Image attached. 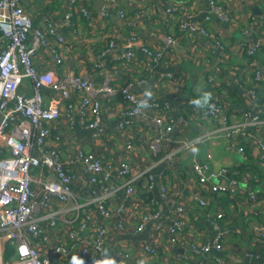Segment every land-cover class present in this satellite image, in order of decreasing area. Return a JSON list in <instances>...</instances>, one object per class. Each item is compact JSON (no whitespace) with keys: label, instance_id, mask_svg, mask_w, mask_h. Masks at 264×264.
<instances>
[{"label":"built area","instance_id":"1","mask_svg":"<svg viewBox=\"0 0 264 264\" xmlns=\"http://www.w3.org/2000/svg\"><path fill=\"white\" fill-rule=\"evenodd\" d=\"M104 1L99 12L101 17H109L115 12L129 25L137 26L123 8L117 7L116 0ZM218 1L210 0L212 12L221 21L231 22V16ZM25 2L0 0V37L3 38L0 48V112L3 114L0 125V264L7 243L16 248L17 259L14 264H72L74 256L83 259L84 264H96V261L104 258V250L107 249L109 234L106 221L113 224L117 235L131 225L129 217L118 216L122 205H114L118 200H130L135 196L142 174L134 172V166L128 158H105L83 147L74 152L66 149L63 151L54 143H59L65 133L54 136L52 125L62 121L66 131L71 132L78 122L90 131L91 138L101 139L105 131L102 125L104 114L101 96L120 95L124 104L120 110L121 128L133 124L139 116H147L158 129L148 144L153 155L160 153L166 144L176 142L177 146L168 155L174 160L179 152L190 149L200 139L175 141L169 137L170 134L181 132L180 126L189 127L192 119L173 108L167 99L152 97L150 108L134 111L138 102L144 98V92L136 91L132 82L116 88L111 85V78L107 75L100 81L94 74L81 76L66 72L62 77L56 75V68L63 60L61 47L65 43L61 25L48 17L43 25L36 26L26 11ZM77 3L78 0L67 2L64 25L72 24ZM177 8L171 4L166 11L174 15ZM80 11L90 16L86 7H81ZM261 18L264 21V13ZM210 19L208 16L207 21ZM179 27L187 35L197 32L189 17L180 18ZM200 32L211 35L206 28H201ZM164 41L163 49L143 46L142 51L161 61L165 51L176 43V39L168 35ZM217 44L221 46L218 41ZM113 46L111 42L110 49ZM263 46L262 41L254 46H247L245 41L239 44L240 49L248 47L251 56ZM48 51L52 53L56 68L54 66L52 69L48 64L37 61L39 55ZM133 56L131 51L123 55L128 61ZM100 67L97 63L94 68ZM221 72V67L216 66L208 78L209 82L216 85V78ZM168 77L174 79V74L168 73ZM260 80H264V70L257 71L256 81ZM27 81L30 82V93L21 90L27 86ZM239 88L256 99L254 90L247 89L243 83ZM45 90L66 102L63 104L58 100L57 104H46ZM75 95L78 101H74ZM212 104L214 107L211 109H204L201 120L206 124L222 120V125L207 136L225 137L230 142L229 148L235 149L243 157H246V149L242 141L253 139L260 147V159L264 161V112L241 109V112L236 110L228 115L226 103L218 95ZM239 113L242 114L240 120ZM126 149H133L132 141L127 143ZM208 158H211V154ZM79 170L89 187L86 196L74 190ZM149 171L150 167L144 172ZM193 171L200 183L213 193H229L233 196L244 194L251 202L261 198L255 191L241 189L236 178L229 183L212 184L210 181L213 178L219 180L230 176L231 169L227 166L211 172L208 164L196 162ZM207 172H210L209 176ZM145 183L148 197L146 203L138 207V222L133 226V233L140 235L152 224L157 234L166 232L173 244H179L181 235L189 226L187 213L190 204L184 200V191L179 188L173 191L175 206L167 209L165 200L171 188L157 181L154 174H149ZM158 189L159 195L156 196ZM197 205L207 206L208 203L198 199ZM208 215L211 226L218 230V234L210 242L202 243L192 239L189 242L190 251L193 255H210L217 264H224L221 253L225 249L226 231L221 230L220 222L225 213L218 211ZM252 233L264 241L263 225L255 223ZM155 244L142 242L138 244V249L145 256L157 255ZM44 246L50 248L48 252L43 251ZM245 254L255 256L250 251ZM114 257L118 261L127 262L130 253L126 249H118Z\"/></svg>","mask_w":264,"mask_h":264},{"label":"crops","instance_id":"2","mask_svg":"<svg viewBox=\"0 0 264 264\" xmlns=\"http://www.w3.org/2000/svg\"><path fill=\"white\" fill-rule=\"evenodd\" d=\"M68 1L26 0V11L36 26L43 25L44 20L51 17L61 25V33L65 37L61 47L63 60L58 64V69L51 51L39 55L37 61L48 64L52 69L55 66L59 77L66 72L81 76L94 74L100 81L107 75L111 78V85L116 88L132 82L134 89L140 93L150 90L153 97L171 101L173 108L192 119L189 127L180 126L181 132L170 134V138L175 141L200 139L190 149L179 152L174 160L168 155L177 146L176 142L166 144L160 153L153 155L148 144L158 129L147 116H139L133 124L121 128L120 110L124 104L120 95L101 96L104 114L102 125L105 129L101 139L91 138L90 131L78 122L71 132L66 131L62 121L52 125L54 136L65 133L59 143H54L63 151L74 152L83 147L105 158H128L134 166V172L142 174L135 196L130 200H118L114 205H122L118 216L129 217L131 225L117 235L113 224L106 221L109 254L114 257L116 250L126 249L130 258L123 264H137L140 259H146L147 264H217L210 255H193L189 242L192 239L202 243L212 241L218 230L211 226L208 213L213 215L223 211L225 217L220 224L221 230L226 231L225 249L221 253L224 264H264V241L252 233L255 223L264 226V161L260 159L261 149L255 140L244 139L242 145L246 149V157H243L235 149L229 148L230 142L225 137L207 136L220 128L222 120L204 123L201 120L204 109L197 110L191 103L203 91H210L213 99L218 95L225 101L228 115L236 110L241 112V109L264 112V80L256 81L257 71L264 70V46L252 56L248 53V47L244 50L239 48L241 41H245L247 46L264 42V21L261 18L264 0H219V4L226 8L232 18L229 23L214 15L210 0H116L117 7L123 8L137 26L129 25L115 12L109 17H101L99 12L102 4H105L104 0L102 3L101 0H78L72 24L64 25ZM171 4L178 7L174 15L166 11ZM81 7H86L90 16L84 15L80 11ZM208 16L210 21H207ZM182 17H189L197 32L184 34L179 27ZM201 28H206L211 35L202 34ZM168 35L173 36L176 43L165 51L161 61L142 51L143 46L163 49L164 37ZM111 42L114 46L110 49ZM2 44L3 38L0 37V48ZM128 51L134 55L130 61L123 57ZM97 63L101 65L99 69L94 68ZM216 66L221 67L222 72L216 78V85H213L208 78ZM168 73H173L174 79H170ZM241 83L255 91V100L239 88ZM29 84L27 81V86L21 90L30 93ZM44 94L46 104H57L58 100L63 104L66 102L49 90H45ZM74 101H78L77 95ZM241 118L242 114L239 113L238 120ZM129 141H132V150L126 149ZM209 154L211 158H208ZM196 162L208 164L211 172L229 167L232 173L227 179L213 178L210 182L225 184L236 178L241 189L259 193L260 200L251 202L244 194L233 196L211 192L200 183L193 171ZM161 166L163 169L155 173V169ZM149 167L151 173L144 172ZM149 174H154L157 181L171 188L165 200L167 209L175 206L174 192L178 188L184 191V200L190 204L187 213L189 226L181 235L179 244H173L166 232L157 234L152 224L140 235L132 231L138 222V207L144 205L148 197L144 185ZM86 184L79 170L74 190L86 196L89 193ZM155 195H159V189ZM198 199H204L208 205H197ZM165 220L170 222L169 218ZM142 242L156 243L157 255H143L138 249V244ZM49 249L43 247L44 252ZM247 251L255 253V256H247ZM16 259V248L7 243L2 264H14ZM117 262L120 264L121 261Z\"/></svg>","mask_w":264,"mask_h":264},{"label":"clouds","instance_id":"3","mask_svg":"<svg viewBox=\"0 0 264 264\" xmlns=\"http://www.w3.org/2000/svg\"><path fill=\"white\" fill-rule=\"evenodd\" d=\"M144 98L141 99L138 104H137V108L134 109V111H139L141 109H148L151 107V104L149 103V101L152 99L153 97V93L150 90H145L143 93ZM212 99H213V94L210 91H203L200 96L194 100L191 101L193 107L197 110H203V109H211L212 107H214V105L212 104ZM195 151V149H194ZM72 264H84V260L81 258H78L76 256H74L72 258ZM96 264H118L117 260L115 259V257H112L109 254V250L105 249L104 250V258L100 259L99 261H96ZM120 264H123V262L121 261ZM137 264H147V260L146 259H140L137 261Z\"/></svg>","mask_w":264,"mask_h":264},{"label":"water","instance_id":"4","mask_svg":"<svg viewBox=\"0 0 264 264\" xmlns=\"http://www.w3.org/2000/svg\"><path fill=\"white\" fill-rule=\"evenodd\" d=\"M100 2L102 3L103 0H101ZM102 5H103V4H102ZM261 13H262V12H260L259 15H261ZM2 121H3V114L0 112V125H1ZM162 169H163V166H161V167L155 169L154 172L158 174ZM206 174L209 176V175H210V172H207Z\"/></svg>","mask_w":264,"mask_h":264},{"label":"trees","instance_id":"5","mask_svg":"<svg viewBox=\"0 0 264 264\" xmlns=\"http://www.w3.org/2000/svg\"><path fill=\"white\" fill-rule=\"evenodd\" d=\"M232 173V172H231ZM231 173H230V175H231ZM216 194H218V193H216ZM226 199H228V197L227 196H224Z\"/></svg>","mask_w":264,"mask_h":264},{"label":"snow or ice","instance_id":"6","mask_svg":"<svg viewBox=\"0 0 264 264\" xmlns=\"http://www.w3.org/2000/svg\"><path fill=\"white\" fill-rule=\"evenodd\" d=\"M22 251H24V250H22Z\"/></svg>","mask_w":264,"mask_h":264}]
</instances>
